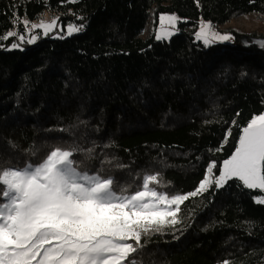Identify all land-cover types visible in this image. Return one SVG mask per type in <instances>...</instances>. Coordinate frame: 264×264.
I'll list each match as a JSON object with an SVG mask.
<instances>
[{
  "label": "trees",
  "instance_id": "1",
  "mask_svg": "<svg viewBox=\"0 0 264 264\" xmlns=\"http://www.w3.org/2000/svg\"><path fill=\"white\" fill-rule=\"evenodd\" d=\"M44 12L85 27L25 50L0 40V168L38 164L56 146H95L88 166L115 157L127 167L114 174L133 190L159 172L160 191L188 193L210 162L218 175L241 129L264 112V50L255 43L264 33L223 28L264 16V0H0V36L14 13L34 20ZM165 13L179 17L177 34L145 33ZM201 20L233 39L204 47L193 37ZM230 183L190 197L180 223L142 236L138 261L264 264V204L253 199L261 193Z\"/></svg>",
  "mask_w": 264,
  "mask_h": 264
},
{
  "label": "snow or ice",
  "instance_id": "2",
  "mask_svg": "<svg viewBox=\"0 0 264 264\" xmlns=\"http://www.w3.org/2000/svg\"><path fill=\"white\" fill-rule=\"evenodd\" d=\"M57 20L30 23L14 13L13 27L23 26L24 31H8L0 40L16 37L7 50H23L24 43L31 45L40 38L34 30L48 36L57 29ZM159 21L157 40L177 34L176 15L161 14ZM84 27L69 24L66 34ZM63 32L61 26L53 38H64ZM232 39L231 34L215 31L210 21L201 20L195 32V40L206 48ZM255 43L264 50V40ZM78 155L84 160L74 158ZM94 159L95 146H56L38 164L0 168V264H141L135 254L145 247L142 236L180 223L181 205L213 185L216 191L230 182L259 190L254 200L264 204V113L254 115L241 129L237 146L220 164L218 175H213L216 162H210L204 179L188 193L160 191L164 185L159 172L144 175L133 190L114 174L126 165L115 157H101L99 167H89L86 161Z\"/></svg>",
  "mask_w": 264,
  "mask_h": 264
},
{
  "label": "rangeland",
  "instance_id": "3",
  "mask_svg": "<svg viewBox=\"0 0 264 264\" xmlns=\"http://www.w3.org/2000/svg\"><path fill=\"white\" fill-rule=\"evenodd\" d=\"M165 14H174V13H165ZM176 15V14H174ZM177 16V15H176ZM160 17V16H159ZM178 17V16H177ZM53 18H58L57 20V29L53 32V33H50L48 36H43L42 35V30L41 29H37V30H34L35 34H37L38 36H40V38L37 39L36 43L34 44H27V43H24L22 45L23 47V50L29 48V47H32V46H35L37 45L43 38L45 37H51L53 38L57 32H59V28L61 26L64 27V32L63 33H60L61 35H64V37L66 36H69L66 34L67 32V26L69 24H75V25H80L78 23H76L72 17H69L67 22L65 24H63L59 17L55 14H51L49 12H44L42 14L41 17L37 18V19H34V20H29L30 23H37L39 24L41 21L45 22V23H49L53 20ZM179 18V17H178ZM205 21V20H203ZM201 22V21H200ZM200 22L197 26V28L195 29L194 33H193V37L195 39V32L198 31V28H199V25H200ZM205 22H208V21H205ZM152 25L151 23H149L146 28H145V33H151L153 32L154 33V36L156 38V35L158 34V32H160V21H159V18L157 20V23L154 25L155 26V30L152 31ZM225 27H230L232 28L234 31L238 32L239 34L241 35H244L246 36L247 34H249L250 32H253L255 30H260L261 32L264 33V16H261V15H257L255 13H250V14H247V15H241V16H238L236 18H234L233 20H231L230 22L226 23L223 28ZM13 30H16V31H20V32H23L24 29H23V26L20 27V26H17V28H10L9 30H7L4 34H6L8 31H13ZM215 31H218L219 33L221 34H227V33H223L221 30H218L216 28H214ZM81 32V31H80ZM80 32H77V33H73V34H78ZM72 34V35H73ZM162 35V33H160ZM170 37H164L160 40H167L169 39ZM16 40V37H12V38H9L7 41V44L5 45V47L8 49L10 47V45ZM257 41H261V40H257ZM227 42H231L230 41H227ZM16 49H19V48H16ZM264 113V112H263ZM262 114V113H261ZM259 115V114H258ZM207 174V173H206ZM260 195V194H259ZM257 196V195H256ZM255 197V196H254ZM253 197V199H254Z\"/></svg>",
  "mask_w": 264,
  "mask_h": 264
}]
</instances>
